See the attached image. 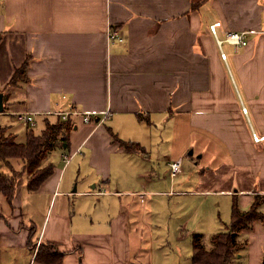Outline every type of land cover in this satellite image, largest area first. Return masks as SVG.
Masks as SVG:
<instances>
[{
  "label": "crops",
  "instance_id": "1",
  "mask_svg": "<svg viewBox=\"0 0 264 264\" xmlns=\"http://www.w3.org/2000/svg\"><path fill=\"white\" fill-rule=\"evenodd\" d=\"M215 22L247 45L219 47ZM24 61L26 81L0 92L17 142L57 112L73 125L37 190L23 177L10 202L0 193V264H39L29 243L61 264H192L193 236L211 251L224 228L209 197L229 222L233 199L264 213V0H0L1 84ZM18 111L36 114L31 129ZM238 243L235 260L264 264V222Z\"/></svg>",
  "mask_w": 264,
  "mask_h": 264
},
{
  "label": "trees",
  "instance_id": "2",
  "mask_svg": "<svg viewBox=\"0 0 264 264\" xmlns=\"http://www.w3.org/2000/svg\"><path fill=\"white\" fill-rule=\"evenodd\" d=\"M27 62L24 61L17 68L12 80L26 81L25 70ZM23 76V78H19ZM21 79V80H20ZM17 80V81H18ZM72 123L68 120H61L57 117L55 122L45 121V127L40 134L34 135L32 130H28L24 143H18L16 139H0V162L17 159L21 163V170L14 172L26 174V186L30 191L37 190L42 183L51 175L53 165L44 164L49 155L55 148H61L67 141L68 134L72 130ZM1 130V129H0ZM2 133V132H1ZM119 145L126 152L140 151L138 145L119 141ZM11 177L0 175V193L10 202L12 199L18 175ZM258 201L252 207L243 212L239 210L237 202L233 199L231 204L230 222L224 225V231L218 232L213 236V249L205 250L200 243V236H193L192 264H229L235 250L238 247L237 236L244 230L252 228L253 223L264 222V213L257 210ZM30 246V243H29ZM30 248L34 249L32 245ZM63 254L58 252L50 244H40L34 261L39 264H61Z\"/></svg>",
  "mask_w": 264,
  "mask_h": 264
},
{
  "label": "rangeland",
  "instance_id": "3",
  "mask_svg": "<svg viewBox=\"0 0 264 264\" xmlns=\"http://www.w3.org/2000/svg\"><path fill=\"white\" fill-rule=\"evenodd\" d=\"M21 66V65H20ZM20 66H18L17 68H19ZM15 68V70L17 69ZM14 70V71H15ZM13 76V74H12ZM19 78H23V76H20ZM20 79V80H21ZM18 79L16 80H8V81H5L1 84L0 82V92L5 94V98L7 99L9 94H11L10 92L13 90V88L20 82L19 80L17 81ZM22 82V81H21ZM56 119V117H55ZM8 122L7 121H2L1 120V117H0V139L1 140H6V139H18L17 135H15L16 133L11 129V127H9V125L7 124ZM2 132V133H1ZM34 133V135H38L40 134V132L37 130H33L32 131ZM28 131L24 132V133H20L23 137V134H26L27 135ZM17 165V166H16ZM18 162L16 161H13V160H8V161H5L4 163L3 162H0V166L3 168H5V174H7V176L11 177L12 174L14 176H17L18 173L14 172V169L16 171H20L22 166L19 165ZM18 178L17 179H21V178H25V179H28L29 177L26 175V174H18ZM218 203V200L216 197H209V205L205 207V212L206 213H214L215 215V218L217 220V223L221 222V226L220 228L223 227V225H226L229 223V208L227 206V204H225L222 200H221V205L219 206H216ZM219 224V223H218ZM225 228H223V231H224ZM209 234H205L206 237V240L208 241L209 240ZM210 244H208V242H206V246L208 247ZM239 245V243H238ZM32 246V244L30 243V247ZM242 247V244L239 245ZM39 247V246H38ZM38 247H34V250L38 249ZM257 245L253 248L252 247V252H250L251 254L253 253H256L257 252ZM239 251V248L238 250H235V252H238ZM234 252V254H235ZM233 254L229 264H248V261H247V258H250L249 254H247V251H246V257H244L243 259H238V260H235V255ZM235 262V263H234ZM238 262V263H236ZM250 264H255V263H250Z\"/></svg>",
  "mask_w": 264,
  "mask_h": 264
},
{
  "label": "built area",
  "instance_id": "4",
  "mask_svg": "<svg viewBox=\"0 0 264 264\" xmlns=\"http://www.w3.org/2000/svg\"><path fill=\"white\" fill-rule=\"evenodd\" d=\"M221 25L220 22H215L212 25H210L209 30L211 32V34H213V36L215 37V40L218 44V46L220 47V45L222 43H228L229 45L233 46L235 49L240 48V47H244L247 45V32L246 31H228L226 32L225 36L223 39H219L217 37L216 34V30L217 28ZM107 39L109 41H113V40H118V41H122L123 39L113 30H108L107 32ZM74 115H81L82 117V121L85 123H88L90 121V113H76V112H72ZM12 114L15 116L16 121L19 123H22L24 126H26L28 129H31L34 124H35V113L34 112H29V111H18V112H12ZM71 113H64V112H57L54 113V115L56 116H60L61 119H66L67 116H69ZM253 137V141L255 143H261L264 141V136H260L257 134H252ZM170 167V172L171 174H175L177 172H179L180 167H181V163L180 162H173L171 164H169Z\"/></svg>",
  "mask_w": 264,
  "mask_h": 264
},
{
  "label": "water",
  "instance_id": "5",
  "mask_svg": "<svg viewBox=\"0 0 264 264\" xmlns=\"http://www.w3.org/2000/svg\"><path fill=\"white\" fill-rule=\"evenodd\" d=\"M2 112V94L0 93V113Z\"/></svg>",
  "mask_w": 264,
  "mask_h": 264
}]
</instances>
